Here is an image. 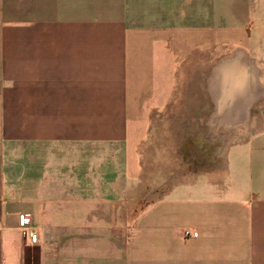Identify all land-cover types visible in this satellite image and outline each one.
<instances>
[{"label":"crops","instance_id":"0c3cea01","mask_svg":"<svg viewBox=\"0 0 264 264\" xmlns=\"http://www.w3.org/2000/svg\"><path fill=\"white\" fill-rule=\"evenodd\" d=\"M261 5L0 0V264H264V105L222 173L127 215L155 118L218 50L262 48Z\"/></svg>","mask_w":264,"mask_h":264},{"label":"rangeland","instance_id":"374dc122","mask_svg":"<svg viewBox=\"0 0 264 264\" xmlns=\"http://www.w3.org/2000/svg\"><path fill=\"white\" fill-rule=\"evenodd\" d=\"M250 15L253 33L258 31L264 36V6L261 5V8H257ZM262 45V48L257 50L250 48L218 50L217 63L234 58L239 52H243L246 56L244 61L254 64L259 69L260 83L264 88V42ZM205 71L208 72L199 70L197 75L185 81L180 90L182 94L173 106L169 107L167 113L155 118L153 136L141 149L144 159L142 179L127 198L130 203H136L137 209H128V217L138 216L145 205L157 200L163 192L175 185L192 183L199 175L214 170L218 173L223 172L222 152L217 151L224 149L227 142L224 133L229 132V129L219 128L221 130L217 134L221 135L222 142L217 143L218 136L208 128L207 123L214 105L211 98L209 104L206 90V79L211 72L208 69ZM257 105H264V98L255 106ZM255 106L251 112H254ZM216 153H221L220 158ZM117 212L124 216L122 208Z\"/></svg>","mask_w":264,"mask_h":264},{"label":"bare ground","instance_id":"6f19581e","mask_svg":"<svg viewBox=\"0 0 264 264\" xmlns=\"http://www.w3.org/2000/svg\"><path fill=\"white\" fill-rule=\"evenodd\" d=\"M245 57L239 52L236 57L218 63L206 79L207 94L214 105L207 125L216 134L220 127L237 128L244 124L253 105L264 97L260 71L254 64L246 63Z\"/></svg>","mask_w":264,"mask_h":264},{"label":"built area","instance_id":"2783aa9c","mask_svg":"<svg viewBox=\"0 0 264 264\" xmlns=\"http://www.w3.org/2000/svg\"><path fill=\"white\" fill-rule=\"evenodd\" d=\"M184 235L186 238H190V237L198 238L199 237V233H192L191 231H185Z\"/></svg>","mask_w":264,"mask_h":264},{"label":"water","instance_id":"95a60500","mask_svg":"<svg viewBox=\"0 0 264 264\" xmlns=\"http://www.w3.org/2000/svg\"><path fill=\"white\" fill-rule=\"evenodd\" d=\"M236 57V56H235ZM229 59V58H228ZM227 60V59H226ZM225 61V60H224ZM223 62V61H222ZM213 73V69H212V71H211V74ZM259 80H260V74H259ZM264 97H262V98H260L254 105H253V107L260 101V100H262ZM252 107V108H253ZM251 108V109H252ZM243 125V124H242ZM241 126V125H240ZM240 126H238V127H240ZM229 129V128H228ZM232 129H234V128H232Z\"/></svg>","mask_w":264,"mask_h":264}]
</instances>
